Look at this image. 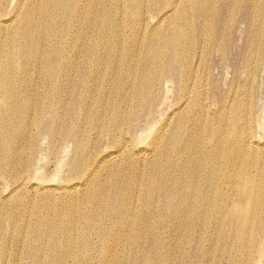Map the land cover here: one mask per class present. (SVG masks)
<instances>
[{"label":"bare ground","instance_id":"obj_1","mask_svg":"<svg viewBox=\"0 0 264 264\" xmlns=\"http://www.w3.org/2000/svg\"><path fill=\"white\" fill-rule=\"evenodd\" d=\"M0 264H264V0H0Z\"/></svg>","mask_w":264,"mask_h":264}]
</instances>
